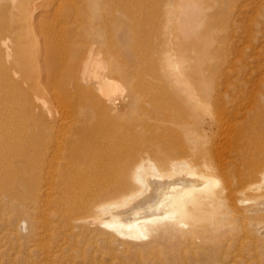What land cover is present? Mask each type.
Masks as SVG:
<instances>
[{
    "label": "rangeland",
    "instance_id": "1",
    "mask_svg": "<svg viewBox=\"0 0 264 264\" xmlns=\"http://www.w3.org/2000/svg\"><path fill=\"white\" fill-rule=\"evenodd\" d=\"M22 1L0 0V37L6 42L1 47L0 91L7 94L3 103L10 121L8 139L23 137V149L31 147V158L36 161L32 176L27 169L23 179L27 183L31 177L40 193L62 181L58 172L40 169L44 161L61 167L73 162L77 181L72 177L78 185L73 180L72 184L86 190H79L80 194L96 196L114 188L120 183L121 162L130 161L132 152L159 137L155 117L178 114V110L198 118L205 115L204 106L193 104L191 97L201 82L199 72L223 52L237 59L230 79L246 81L257 92L244 124L254 120L258 106L264 108V0H41L28 12L15 11ZM99 79L115 80L124 89L121 96L119 92L106 97L99 94L94 88ZM112 103L116 104L113 112ZM92 133L102 142L97 148L84 149L79 143L81 135ZM230 135L235 138L233 132ZM56 138L55 147L52 141ZM45 140L49 146L43 145ZM83 154L88 157L83 159ZM29 206L34 207L29 204L25 210L36 220L37 210ZM41 208L46 217V206ZM13 214L3 172L0 264H139V256L126 258L93 240L95 231L74 227L66 235L60 228L45 230L44 223L40 228L17 229L10 221ZM56 216L52 215L49 224L56 225ZM251 229L248 244L252 247L259 234ZM261 251L264 254V248ZM263 254L253 255L252 263L264 264Z\"/></svg>",
    "mask_w": 264,
    "mask_h": 264
},
{
    "label": "bare ground",
    "instance_id": "2",
    "mask_svg": "<svg viewBox=\"0 0 264 264\" xmlns=\"http://www.w3.org/2000/svg\"><path fill=\"white\" fill-rule=\"evenodd\" d=\"M39 1L23 0L15 11L28 12L33 5L37 7ZM1 37L0 60L1 47L6 44L4 36ZM236 62L234 56L227 58L223 52L216 62L207 64L199 72L201 82L191 97L193 104L204 106L205 115L198 118L178 110V114L155 117L153 124L159 137H153L151 144L132 152L130 155L135 157L130 161L121 162L117 172L120 183L96 196L80 194L83 186L77 188L72 184V180L78 179L73 175L74 158L69 160L73 164L69 166L61 167L51 161L38 164L42 170L48 169L52 174H55L53 171L58 172L62 179L45 194L40 193L31 177L27 183L24 181V171L30 170L32 176L36 161L31 158V147H27L26 151L23 149V137L13 138L10 135L13 141L8 139L10 121L8 107L3 103L7 94L1 90L0 173H6L9 185L14 212L10 221L17 224V229L21 227L24 230L33 225L40 228L44 223L47 226L45 230L60 228L59 231H66V235H70L68 233L74 227H80L85 232L92 230L96 232L92 235L93 240L115 248L119 253L126 254V258L139 256V264H251L253 255L259 257L263 254L259 251L264 248V108L258 106L259 112L254 120L244 124L243 118L255 104L257 92L253 93L246 81L230 79L237 69ZM114 81L97 80L94 88L105 97L116 92L121 96L124 89ZM115 106L112 103L109 107L112 112L116 111ZM160 106L165 110L163 105ZM186 125L188 130H185ZM232 132L235 138L230 135ZM218 133L223 136L220 138ZM81 136L79 143L84 149L92 145L97 148L102 142L93 133ZM217 136L219 139H216ZM57 141V138L52 141L55 147ZM42 143L49 146L46 140ZM87 157L88 154L82 156L83 159ZM29 204L34 205L29 208L37 210L36 220L25 210ZM41 205L46 206V217ZM53 214L57 215L56 225L49 224ZM252 227L259 236L253 244L249 241L251 247L248 235ZM252 249L254 253H250ZM149 254L152 256L148 257Z\"/></svg>",
    "mask_w": 264,
    "mask_h": 264
}]
</instances>
